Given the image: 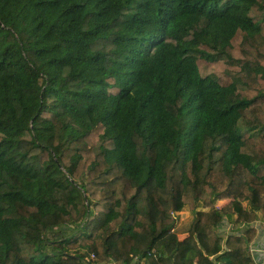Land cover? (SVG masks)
I'll return each instance as SVG.
<instances>
[{
	"label": "trees",
	"instance_id": "trees-1",
	"mask_svg": "<svg viewBox=\"0 0 264 264\" xmlns=\"http://www.w3.org/2000/svg\"><path fill=\"white\" fill-rule=\"evenodd\" d=\"M255 221L264 0H0V264H254Z\"/></svg>",
	"mask_w": 264,
	"mask_h": 264
},
{
	"label": "rangeland",
	"instance_id": "rangeland-1",
	"mask_svg": "<svg viewBox=\"0 0 264 264\" xmlns=\"http://www.w3.org/2000/svg\"><path fill=\"white\" fill-rule=\"evenodd\" d=\"M229 202H230L229 199H218L216 201V207L217 208H222L226 204H228ZM199 205H200L199 208H202V206H201L202 204H199ZM178 214H180V215L177 217L176 225H177V223H179V225H181V226L177 227L175 225L174 230H175L176 234H178L179 232H182L184 230H187V232H189L188 231L189 225L192 222L195 213L193 211H191L189 208H184L181 211H178ZM223 221H227L229 223V226L228 225L223 226V227L218 226L216 228L217 232H220V230L222 228H224V229L230 230L229 232H232L233 234H240V233L237 232L240 229V227H239L240 225L236 224L233 221H229L227 217H225ZM223 221H222V223H223ZM235 228L236 229L239 228V229L236 230ZM98 264H100V263H98ZM101 264H103V263H101Z\"/></svg>",
	"mask_w": 264,
	"mask_h": 264
},
{
	"label": "crops",
	"instance_id": "crops-1",
	"mask_svg": "<svg viewBox=\"0 0 264 264\" xmlns=\"http://www.w3.org/2000/svg\"><path fill=\"white\" fill-rule=\"evenodd\" d=\"M226 225L229 226V223H228L227 221H223V223H221V227L226 226ZM176 226H177V227H180L181 225H179V223H177ZM252 226L256 229V235H255V237L253 238V240L250 241V242L247 244V250H248V252H249L250 255H251V253H250V248H252V247H254V246H257V245L260 244V243H264V221H255V222L252 224ZM229 231H230V230H227V229L222 228V229L220 230V233H221V234H228V233H230ZM241 231H244V229H242ZM237 232L243 235V233L240 232V229H239ZM231 233H232V232H231ZM188 235H189V232H187V230H184V231L178 233V237H179L180 240L185 239ZM252 255H253V254H252ZM255 255H256V253H255ZM251 257H252V256H251ZM253 257H254V255H253ZM255 257H256V256H255ZM252 259H253V258H252Z\"/></svg>",
	"mask_w": 264,
	"mask_h": 264
},
{
	"label": "built area",
	"instance_id": "built-area-1",
	"mask_svg": "<svg viewBox=\"0 0 264 264\" xmlns=\"http://www.w3.org/2000/svg\"><path fill=\"white\" fill-rule=\"evenodd\" d=\"M179 215L180 214H178V212L173 213L175 220H177V217ZM250 253H251V256L253 258L254 264H264V243H260L257 246L250 248ZM255 253H256V255H255ZM252 254L254 255V257ZM90 258L94 259L95 255L91 254Z\"/></svg>",
	"mask_w": 264,
	"mask_h": 264
}]
</instances>
